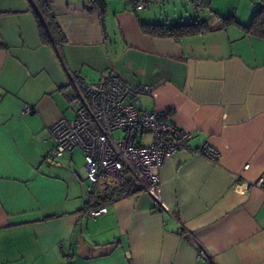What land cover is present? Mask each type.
I'll return each mask as SVG.
<instances>
[{"label": "crops", "instance_id": "obj_1", "mask_svg": "<svg viewBox=\"0 0 264 264\" xmlns=\"http://www.w3.org/2000/svg\"><path fill=\"white\" fill-rule=\"evenodd\" d=\"M47 1L61 52L40 40L31 0H0V264H264V185L255 184L264 179V38L213 14L246 25L257 1L203 0L210 29L178 40L140 29L157 0H138L139 9L104 0L103 12L90 0ZM110 69L150 85L138 106L171 111L193 148L219 151L216 160L183 150L166 158L168 211L140 188L108 200L104 181L88 201L81 149L47 158L48 127L74 115L72 78L98 81ZM24 104L33 111L23 114ZM95 206L107 211L84 215ZM199 247L210 262L197 259Z\"/></svg>", "mask_w": 264, "mask_h": 264}, {"label": "built area", "instance_id": "obj_2", "mask_svg": "<svg viewBox=\"0 0 264 264\" xmlns=\"http://www.w3.org/2000/svg\"><path fill=\"white\" fill-rule=\"evenodd\" d=\"M195 1L203 5L202 0ZM143 6L140 2L136 8ZM71 81L74 115L59 117L48 127L53 146L47 158H60L80 148L90 183L87 196L100 180L111 177L124 187L134 184L143 189L151 195L153 209L168 211L159 182V169L166 158L183 150L217 159L219 151L208 142L197 148L190 145L192 133L173 121L171 111L138 106L140 96L151 93L150 85H130L113 69L98 81L82 77ZM32 111L31 105L24 104L21 112ZM255 184L264 185V179ZM106 211V206H98L87 208L84 215L95 218ZM197 259L211 261L202 247L198 248Z\"/></svg>", "mask_w": 264, "mask_h": 264}, {"label": "trees", "instance_id": "obj_3", "mask_svg": "<svg viewBox=\"0 0 264 264\" xmlns=\"http://www.w3.org/2000/svg\"><path fill=\"white\" fill-rule=\"evenodd\" d=\"M33 3L32 13L36 18L38 25V31L40 40L44 44L55 46L60 50L63 43L65 42L64 35L55 19V15L50 8V4L47 0H31ZM94 6H96L101 12L104 11L105 1L104 0H90ZM136 6L138 0H131ZM257 8L251 17V20L248 24H241L234 15L221 16L217 12H213L214 16L218 19L221 25L235 24L240 26L245 34L251 36H257L264 38V0H256ZM203 3V0H202ZM140 29L142 32L157 36V37H171L175 40H178L185 36H190L194 34L202 33L206 30H209V24L206 20L195 19L192 22L170 25L166 22H153L145 23L140 22ZM139 187L132 184L129 187H124L119 183H113L111 187L106 189L105 198L108 200H114L124 196L132 195L137 192ZM92 193L89 195L88 201L92 196ZM87 201V202H88ZM98 207V206H95ZM90 207V208H95Z\"/></svg>", "mask_w": 264, "mask_h": 264}, {"label": "rangeland", "instance_id": "obj_4", "mask_svg": "<svg viewBox=\"0 0 264 264\" xmlns=\"http://www.w3.org/2000/svg\"><path fill=\"white\" fill-rule=\"evenodd\" d=\"M146 12L151 15L153 22H168V24H183L192 22L195 18L214 20L212 12L208 6H198L195 0H163L151 2L146 6ZM90 79L97 80V78L90 77ZM69 114V113H68ZM67 114V115H68ZM71 115L67 116L70 117ZM75 160L72 165L76 170L81 168L80 152H74ZM106 183H116L114 178H106L99 181Z\"/></svg>", "mask_w": 264, "mask_h": 264}]
</instances>
